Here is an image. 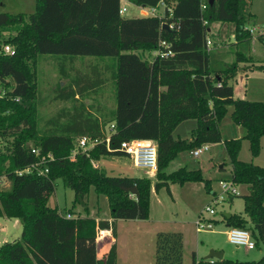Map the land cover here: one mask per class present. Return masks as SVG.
I'll use <instances>...</instances> for the list:
<instances>
[{
    "label": "trees",
    "instance_id": "obj_1",
    "mask_svg": "<svg viewBox=\"0 0 264 264\" xmlns=\"http://www.w3.org/2000/svg\"><path fill=\"white\" fill-rule=\"evenodd\" d=\"M252 1L129 0L144 8L165 4L161 15L126 17L119 14L120 0H36L28 18L21 13H0L1 26H17L0 46V136L12 138L0 151V178L5 176L10 182L7 189L0 188V217L18 219L21 225L20 238L0 244V264H117L115 241L106 235L97 240L98 230L110 229L115 237V220L147 219L153 190L165 187L169 191L170 184L187 181H202L210 189V180L199 168L183 165L169 173L165 169L180 153L222 141L220 122L229 106L232 121L244 128L243 137L249 139L252 153H258L259 138L264 135V101L234 97L230 82L239 63L251 61L245 51L251 38L248 25L256 23ZM202 3H206L204 9ZM213 23L234 25L233 38L242 49L237 46L240 50L231 61L223 60L215 41L207 50ZM258 38L264 44V36ZM162 41L168 46L161 45ZM5 45L12 51L5 52ZM153 50L157 55L152 61L143 57L145 51ZM39 54L113 57L107 78L114 84L115 106L108 110L98 104L91 110L79 101V96H88L89 88L95 87L91 86L93 77L80 76L70 81L75 88L59 95L79 102L74 112L62 109L61 115L50 119L52 126L39 130L30 65ZM256 67L264 69V64ZM62 77L68 78L67 74ZM64 115L71 117L64 119ZM189 119L195 120L190 139L175 137L176 127ZM111 124L114 131L108 148L103 141L71 159L78 137L104 138ZM135 138L156 143L154 180L148 175H108L92 164L104 156L127 155L119 149L120 143ZM223 143L231 163L225 180L248 186L243 195L248 220L235 213L223 217L228 226L249 230L256 246L264 242V167L238 158L240 138ZM47 153L52 159L40 165L48 169L46 173L18 172ZM57 179L73 190L72 207L82 206L83 213L67 218L72 208L61 213L48 205ZM91 186L107 197L111 222L89 215L86 197ZM160 238L157 264H181V233H163ZM101 243L107 248L98 254ZM263 261L264 256L256 262L220 260L221 264Z\"/></svg>",
    "mask_w": 264,
    "mask_h": 264
},
{
    "label": "rangeland",
    "instance_id": "obj_2",
    "mask_svg": "<svg viewBox=\"0 0 264 264\" xmlns=\"http://www.w3.org/2000/svg\"><path fill=\"white\" fill-rule=\"evenodd\" d=\"M163 4L165 3L159 4L157 8L158 15L163 13ZM35 8L36 0H0V13L13 15L21 13L25 18H28L35 11ZM251 11L254 13L256 23L249 24V28L252 26H264V0H253ZM140 13V9L131 3L128 5L124 16L145 15ZM233 27L232 23H225L224 29H222L224 34H221L220 39L216 35L215 25L212 24L210 27L212 39L216 43L226 45L221 49L219 48L222 53L226 54L229 50L232 53L231 55H225L230 61L234 58L236 51L240 50L237 45L232 44L233 40H235L232 34ZM16 28L17 26L3 27L0 25L1 47L4 40L15 33ZM228 29L231 32L230 30L228 32ZM252 35L257 38L255 39V49L257 48V52H260L259 54L264 57V44L258 38L260 34L254 32L251 33ZM216 51L219 52L218 50ZM245 53L249 55L248 51H245ZM252 63H255V61L250 64ZM112 64L113 57L109 56L70 57L58 54H39L34 60H31L30 65L34 71V81L36 83L38 129L45 130L52 126L49 122L50 119L61 115L62 109H65L70 114L74 112V105L79 102H75L73 99H61L59 95L66 93L71 86L75 88V86L70 84V81L71 79H78L80 76L93 77L91 86L95 87L89 88L91 93L88 96L83 98L79 96V101L87 104L91 110L97 108L98 104L107 106L108 110L113 108L115 106V89L113 81L107 78L112 72V67H110ZM262 64H264V61ZM64 74H67L68 78L62 77ZM263 74H260V76L264 77ZM95 75H100V78L95 79ZM254 77L249 76L247 78L246 76L245 78L246 98L248 100L264 101V81H259L260 78ZM90 105L93 106L91 107ZM231 110L232 107L229 106L226 115L220 122L222 141L208 143L209 149L198 157L192 156L191 152L180 153L165 169L169 173L183 165H187L188 168L192 169L199 168L202 170L203 176L210 180V189L205 188L202 181H187L183 184H170L169 191L165 187L160 188L158 191L153 190L150 196V210L147 219H120L118 222L116 237L117 264H157V254L159 255L160 248H162V240L160 238L162 234L179 231L184 234L182 237L181 264H193V256H195L193 252L195 251L200 259H205V256L210 254L208 249L210 246L219 248L225 256H233L236 253L242 254V252H248L249 255H253L259 248L264 254V242H260L253 250H247L244 247L238 248L227 240V225L223 213L245 215L243 210V195L247 192L245 186L242 184L237 185L238 194L233 197L232 203L229 202L228 198L220 202L214 200L216 199L215 196L221 191L219 181L221 178H229L231 171L230 159L223 143L224 139L240 138L238 158L264 167V135L259 138V151L254 155L251 151L249 139L243 137L244 128L232 121ZM67 116L68 118L71 117V115ZM67 116L64 115L62 118L66 119ZM194 125L195 120L193 119L182 122L174 131V136L178 137V134L191 136V129ZM11 141L12 138L0 136V151H4ZM102 160L103 162L98 163V165L104 168L108 175H148L145 169L133 166L131 159L128 157L104 156ZM221 164L226 169L219 170ZM151 177L154 180V175ZM0 185L1 189H7L10 182L5 176H2ZM73 198V190L65 186L60 179H57L55 190L48 198V205L57 207L61 213H66L72 208L71 217H73L78 212L83 213L82 206L75 205L72 207ZM86 205L89 215H94L95 212H98L103 217L109 215L107 197L96 193L93 186L88 191ZM207 206L213 207L215 214H209L206 211ZM199 214L212 218L210 221H212L213 229L196 231L195 221ZM20 232L21 225H15V218L0 217V244L4 241L20 238ZM97 247L99 254L104 246L101 243Z\"/></svg>",
    "mask_w": 264,
    "mask_h": 264
},
{
    "label": "built area",
    "instance_id": "obj_3",
    "mask_svg": "<svg viewBox=\"0 0 264 264\" xmlns=\"http://www.w3.org/2000/svg\"><path fill=\"white\" fill-rule=\"evenodd\" d=\"M163 3V2H161ZM160 3V4H161ZM131 4L129 0H120L119 6V14L124 16L127 12L128 5ZM164 5V4H163ZM140 7V6H139ZM206 7V3L201 4V8L204 9ZM158 6L157 7H140L141 13L145 15H158ZM206 21L204 20V24ZM250 33H259L260 35L264 36V26H252L249 28ZM161 45L168 46L166 42L162 41ZM212 46L211 38L206 39V47L207 50H210ZM5 52H11L12 48L9 45H5L4 47ZM159 52V51H158ZM169 52L165 53L168 54ZM105 137L104 138H91L89 136H80L75 140V146L71 153V159H74V155L76 152L81 151L87 153L91 150L94 146L98 143L105 141L107 148L108 143L110 140V135L114 131V126L111 124L106 128ZM209 144L205 143L201 146L195 148L191 151L192 156L198 157L204 151L209 149ZM119 149L124 151L127 156L131 159L133 166L137 168H143L148 172V176L151 177L155 175L157 171V146L154 140L152 139H140L135 138L127 141H122L120 143ZM32 152L38 154V149L32 148ZM49 159H52V155L47 153L46 155H42L40 159L32 164H30L25 169L18 171L19 173L23 172H34L36 171L39 174L46 173L47 168H42L40 165L46 163ZM94 166H98L97 161H92ZM221 186V191L215 196L214 199L217 202L224 201L228 198L229 195H237V184L232 182L231 180L221 179L219 181ZM206 211L209 214H215V210L213 207L207 206ZM67 218L71 217L70 213H66L65 215ZM212 218L205 217L202 214H199L196 221H195V228L196 231H207L213 229ZM227 240L236 247H244L246 249H253L255 248V242L251 237L249 230L245 228L235 227V226H227L226 229ZM105 236V229H100L97 232V240L102 239Z\"/></svg>",
    "mask_w": 264,
    "mask_h": 264
},
{
    "label": "crops",
    "instance_id": "obj_4",
    "mask_svg": "<svg viewBox=\"0 0 264 264\" xmlns=\"http://www.w3.org/2000/svg\"><path fill=\"white\" fill-rule=\"evenodd\" d=\"M134 6H136L137 8L140 9L139 6H137V5H134ZM140 14H143V13H140ZM213 25H215V27H216V35L219 37L218 39H220L221 34L222 33L224 34V32H222V29H224V24H221V23H215L214 24L213 23ZM229 30L230 29H228V32H229ZM230 32H231V30H230ZM211 39H212V37H211ZM255 39H257V38H255L252 35L251 38H250V41H249L248 49L246 50L249 53V55H247V56H250L251 57V62L252 61H255V63L250 64L251 62H248V61L240 62L239 63V66H238V70H237L236 76L232 79L233 81L232 80L230 81L232 83V85H233V88H234V97H239V98L247 99L246 98V93L247 92H246V89H245V85H246V79L245 78H246V76H247V78L249 76H255L254 78H260L259 81H264V77H261L260 76V74L264 73V69H258L256 67V65H261L262 64V62L264 61L263 60L264 57H262V55L259 54L260 52H257V48L255 49V46H256ZM214 41L215 40H213V42ZM217 44L218 45L216 46L215 49L219 51V55L223 58V60L230 61V59L226 58V56H225L226 54H230V55L232 54L230 52V50L228 51V53L224 54V53H222V51L220 49L223 48L226 45H222L221 43H217ZM228 44H230V43H228ZM232 44L237 45L239 47L240 44H241V42H238L236 40H233ZM156 55H157V50L145 51L143 53V57L145 59L149 60V61H152L153 58ZM254 57H258V58H254ZM249 73H250V75H248ZM256 75H258V76H256ZM180 124L178 126H180ZM177 127H176V129H177ZM178 137L184 138V139H190V136H182L180 134H178ZM117 157H123V156H117ZM124 157H128L129 158V156H127V155H124ZM97 162L98 163H102L103 162L102 158L99 159ZM125 165L126 164L124 162V166ZM222 167L224 168L223 165H222ZM222 167L219 166V170H221ZM189 169H192V168H189ZM224 169H226V168H224ZM221 179H223V178H221ZM242 185L245 186V188L247 190V192L245 194H247L248 193V186L246 184H242ZM151 193H153V192H151ZM229 202L232 203L233 202V198L230 199ZM243 208H244V205H243ZM236 214H238V213H236ZM239 215H241V214H239ZM91 216L95 217L96 220H101V219L106 220L107 219L109 222L112 221L111 220L112 218L110 217V211H109V215L108 216H104V217L103 216H100L98 212H95V214L94 215H91ZM241 216L244 217V218H246L248 220V216L246 214L245 215H241ZM119 220L120 219H117V220H115L113 222V224H115V227H116L115 237L112 235V232H111L110 229H105V231H106L105 232L106 237L107 238L110 237V239H111L110 241H115L116 245H117V239H116V237H117L118 222H119ZM18 224H20L19 220L18 219H15V225H18ZM179 232L181 233V235L183 237L184 234L182 233V231H179ZM97 245H99V244H97ZM256 247H257V245L255 246V248ZM105 248H107V247L104 246V248H102L101 253L105 250ZM255 248H253V249H255ZM208 249L210 251L213 250V251H217L218 253H221V257H215V256L208 257V255H206L205 256V259H200V257L198 256L197 252L195 251V252H193V253H195V263L194 264H221L220 260H222V259H229V260H232V261H255L256 262V261H259L264 256L263 252H261V248H259L258 251H255L253 255H249L248 252H242V254L241 253H236V254H233V256L232 255L225 256V254L223 252H221V250L219 248H215L213 246H210ZM253 249H247V250H253ZM257 264H264V261L263 262H259Z\"/></svg>",
    "mask_w": 264,
    "mask_h": 264
},
{
    "label": "water",
    "instance_id": "obj_5",
    "mask_svg": "<svg viewBox=\"0 0 264 264\" xmlns=\"http://www.w3.org/2000/svg\"><path fill=\"white\" fill-rule=\"evenodd\" d=\"M210 2H212V0H210ZM163 27H168V25L166 23L163 24ZM222 167V165H220ZM223 215H226V216H229L228 213H223ZM211 256H215V257H221V253H218L217 251H213L211 250L210 251V254L208 255V257H211Z\"/></svg>",
    "mask_w": 264,
    "mask_h": 264
}]
</instances>
